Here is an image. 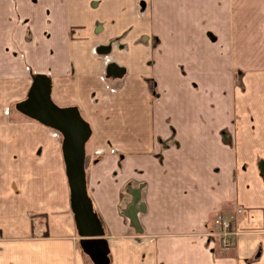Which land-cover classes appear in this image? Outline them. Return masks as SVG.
<instances>
[{
    "label": "crops",
    "instance_id": "crops-1",
    "mask_svg": "<svg viewBox=\"0 0 264 264\" xmlns=\"http://www.w3.org/2000/svg\"><path fill=\"white\" fill-rule=\"evenodd\" d=\"M37 77L90 126L108 264H264V0H0V264H94Z\"/></svg>",
    "mask_w": 264,
    "mask_h": 264
},
{
    "label": "water",
    "instance_id": "water-1",
    "mask_svg": "<svg viewBox=\"0 0 264 264\" xmlns=\"http://www.w3.org/2000/svg\"><path fill=\"white\" fill-rule=\"evenodd\" d=\"M15 109L21 114L52 128L62 136V154L71 207L80 246L94 264H108L107 243L102 239L103 229L97 220L86 187L85 145L91 135L89 124L76 108H60L50 98L49 79L37 77L25 100Z\"/></svg>",
    "mask_w": 264,
    "mask_h": 264
},
{
    "label": "built area",
    "instance_id": "built-area-1",
    "mask_svg": "<svg viewBox=\"0 0 264 264\" xmlns=\"http://www.w3.org/2000/svg\"><path fill=\"white\" fill-rule=\"evenodd\" d=\"M214 224L218 228L217 235L220 238V245L223 250H229L231 248L230 238L233 235L229 222L222 216L214 219Z\"/></svg>",
    "mask_w": 264,
    "mask_h": 264
},
{
    "label": "rangeland",
    "instance_id": "rangeland-1",
    "mask_svg": "<svg viewBox=\"0 0 264 264\" xmlns=\"http://www.w3.org/2000/svg\"><path fill=\"white\" fill-rule=\"evenodd\" d=\"M234 77L236 78L235 83L238 84L240 76L237 74V75H235ZM85 146H87V145H85ZM213 223H214V222H213ZM231 231H232V234L235 233V231H234L233 229H231ZM220 242H221V241H220V238H219V243H220Z\"/></svg>",
    "mask_w": 264,
    "mask_h": 264
}]
</instances>
